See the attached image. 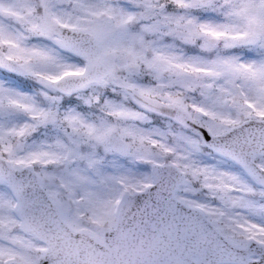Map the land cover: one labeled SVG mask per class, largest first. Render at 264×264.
Masks as SVG:
<instances>
[{
	"label": "snow or ice",
	"instance_id": "1",
	"mask_svg": "<svg viewBox=\"0 0 264 264\" xmlns=\"http://www.w3.org/2000/svg\"><path fill=\"white\" fill-rule=\"evenodd\" d=\"M0 264H264V0H0Z\"/></svg>",
	"mask_w": 264,
	"mask_h": 264
}]
</instances>
